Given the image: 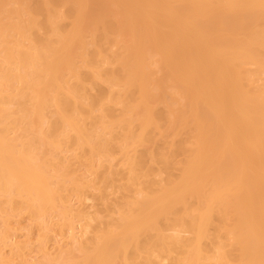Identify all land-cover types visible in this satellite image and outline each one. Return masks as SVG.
Here are the masks:
<instances>
[{
    "label": "bare ground",
    "instance_id": "6f19581e",
    "mask_svg": "<svg viewBox=\"0 0 264 264\" xmlns=\"http://www.w3.org/2000/svg\"><path fill=\"white\" fill-rule=\"evenodd\" d=\"M23 218L41 264H264V0H0V264Z\"/></svg>",
    "mask_w": 264,
    "mask_h": 264
},
{
    "label": "rangeland",
    "instance_id": "374dc122",
    "mask_svg": "<svg viewBox=\"0 0 264 264\" xmlns=\"http://www.w3.org/2000/svg\"><path fill=\"white\" fill-rule=\"evenodd\" d=\"M118 197H121V195L112 196L111 198L115 201ZM110 198V200H112ZM112 200V201H113ZM94 201L88 200L86 201V204L92 205ZM71 205L73 208H78L79 204L72 200ZM96 207H93L90 209L92 211ZM53 223H57V218L53 219ZM12 227L14 228V232L12 233L10 240L13 244L19 245V250L22 253V258L24 261H26L28 264H41L46 259L47 256L54 257L59 252L60 249H66L72 248L73 244H68L70 237L68 230H62L60 231L58 227H55V229L49 233V239L47 240L45 244V253L42 252L40 245H39V239H40V231L39 230H30L29 228V220L26 218H23L21 220H14ZM80 226L76 225L74 234L76 236L80 235ZM67 248V249H68ZM66 249V250H67ZM10 248H4L3 254H6L9 256ZM15 249L13 250V252ZM12 264H19L18 260H15ZM162 264H169L168 262H163Z\"/></svg>",
    "mask_w": 264,
    "mask_h": 264
}]
</instances>
